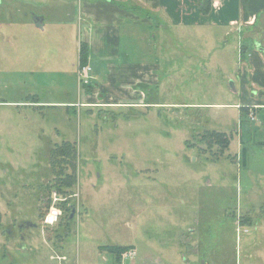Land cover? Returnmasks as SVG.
<instances>
[{"label":"rangeland","instance_id":"374dc122","mask_svg":"<svg viewBox=\"0 0 264 264\" xmlns=\"http://www.w3.org/2000/svg\"><path fill=\"white\" fill-rule=\"evenodd\" d=\"M18 17L0 37V264H124L111 244L136 248L129 264H264V120L216 105L235 101L222 70L144 31L141 57L160 62L150 104L88 105L75 37ZM209 131L230 136L224 153ZM65 141L77 147L69 195L51 162Z\"/></svg>","mask_w":264,"mask_h":264},{"label":"crops","instance_id":"0c3cea01","mask_svg":"<svg viewBox=\"0 0 264 264\" xmlns=\"http://www.w3.org/2000/svg\"><path fill=\"white\" fill-rule=\"evenodd\" d=\"M200 1L0 0V37H5L18 16L22 24L38 31L50 25L59 31L65 27L75 37L79 60L81 45L86 47L94 88L87 104L92 106L150 104L143 88L158 85L160 62L141 57L137 38L144 31L147 36L156 31L151 36L158 39L157 50L177 49L180 40H187L181 49L189 62L199 59L214 64L228 78L231 95L225 96L235 101L216 105L238 108L241 116L253 112L254 118L248 116L251 121L264 120V0H210L208 13L202 12ZM195 36L202 40L200 54L193 49ZM230 51L238 54L234 64L227 63ZM79 60L75 77L81 99ZM50 258L66 256L51 252Z\"/></svg>","mask_w":264,"mask_h":264},{"label":"trees","instance_id":"16d2710c","mask_svg":"<svg viewBox=\"0 0 264 264\" xmlns=\"http://www.w3.org/2000/svg\"><path fill=\"white\" fill-rule=\"evenodd\" d=\"M200 5L202 12H209L211 7L210 0H201ZM79 61L80 66H83L87 63V50L84 44H82L80 48ZM204 137L211 141L213 139L214 142L219 146L220 153H224L230 146L231 138L225 132L209 131V133L206 136L204 135ZM76 155L77 147L68 141H65L61 144H55L51 151V162L52 165H54V167L52 166V170L56 176L63 175L57 189L59 193H64V195L72 194V192L68 191L70 187L75 185L77 181V177L75 175L77 168L75 164ZM64 171H66L65 174L62 173ZM65 188L68 189V191L65 190ZM103 247L106 248L110 254L114 255L115 259L118 261L120 260L119 257L121 252L129 248L128 246H120L115 244L106 245Z\"/></svg>","mask_w":264,"mask_h":264},{"label":"built area","instance_id":"2783aa9c","mask_svg":"<svg viewBox=\"0 0 264 264\" xmlns=\"http://www.w3.org/2000/svg\"><path fill=\"white\" fill-rule=\"evenodd\" d=\"M91 72L92 67L89 64L80 66L78 69V78L80 82L83 84H90L91 82ZM250 118H254L253 112L249 113ZM54 200H56L54 198ZM55 205V204H54ZM61 215V209L55 206H51V208L47 211L45 215V221L48 224H53L58 220V217ZM137 255V250L134 247H129L128 249L124 250L120 254V261L124 262V264H129L133 261V259Z\"/></svg>","mask_w":264,"mask_h":264},{"label":"water","instance_id":"95a60500","mask_svg":"<svg viewBox=\"0 0 264 264\" xmlns=\"http://www.w3.org/2000/svg\"><path fill=\"white\" fill-rule=\"evenodd\" d=\"M39 26H41V27H42V25H39Z\"/></svg>","mask_w":264,"mask_h":264},{"label":"flooded vegetation","instance_id":"af4514ba","mask_svg":"<svg viewBox=\"0 0 264 264\" xmlns=\"http://www.w3.org/2000/svg\"><path fill=\"white\" fill-rule=\"evenodd\" d=\"M119 259H120V257H119Z\"/></svg>","mask_w":264,"mask_h":264},{"label":"bare ground","instance_id":"6f19581e","mask_svg":"<svg viewBox=\"0 0 264 264\" xmlns=\"http://www.w3.org/2000/svg\"><path fill=\"white\" fill-rule=\"evenodd\" d=\"M47 213V212H46Z\"/></svg>","mask_w":264,"mask_h":264}]
</instances>
